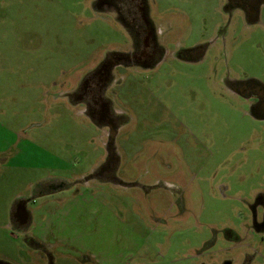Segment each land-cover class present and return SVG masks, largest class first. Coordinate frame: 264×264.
Listing matches in <instances>:
<instances>
[{
  "label": "rangeland",
  "instance_id": "obj_1",
  "mask_svg": "<svg viewBox=\"0 0 264 264\" xmlns=\"http://www.w3.org/2000/svg\"><path fill=\"white\" fill-rule=\"evenodd\" d=\"M145 6L164 50L114 68L119 156L93 177L110 128L69 93L131 52V30L101 0H0L1 262L46 261L31 236L57 264H264V232L245 227L264 196V118L233 88L264 84V3L258 21L226 0Z\"/></svg>",
  "mask_w": 264,
  "mask_h": 264
},
{
  "label": "flooded vegetation",
  "instance_id": "obj_2",
  "mask_svg": "<svg viewBox=\"0 0 264 264\" xmlns=\"http://www.w3.org/2000/svg\"><path fill=\"white\" fill-rule=\"evenodd\" d=\"M109 4L110 8L116 9V12L120 13V18L125 25L131 30L133 36L134 46L129 54H113L110 58H107L96 70L90 73L86 79L81 82L77 87L69 93L70 98L76 104L81 103L84 106L85 113L90 115L92 119L97 123L102 122L103 125H107L110 128V124L114 125V130L118 132L119 128V114L114 110L112 99L107 97V91L110 84L113 82V71L116 66L121 64H133L141 65L143 67L153 65L158 60L161 52L164 50L160 44L157 28L153 22L149 19L148 10L145 6V0H131V3L123 5L121 0H101V2ZM228 8H242L249 21H256L258 16V10L264 3V0H226ZM200 46L189 50L183 54V56L192 57V51L195 49L200 50ZM185 58V57H184ZM200 59L199 57H196ZM157 63V62H156ZM235 91L245 97L251 102V108L256 117L264 118V84L259 82H241L236 83ZM117 135V134H116ZM110 138V137H109ZM109 138L106 146L109 143ZM114 152L109 153L107 161L101 165L93 174V177L102 174V171L109 170L115 162V154H117V147L115 142L112 143ZM101 171V172H99ZM99 178V177H98ZM38 191V186H35L33 195ZM41 193L44 190H40ZM26 198L19 199L14 208L12 209V220L18 224V226L26 228L29 227L32 220V212L27 207ZM257 202L251 206L250 223L248 226L255 233L264 232V196L258 198ZM23 204L28 211L27 220L22 223L18 218ZM246 229V228H245ZM23 230V229H22ZM23 230V231H25ZM247 235V234H246ZM256 235V234H255ZM236 240L244 244L245 236H239L235 234ZM27 241L32 247H39L42 249L46 256V261L41 264H57L55 256L52 251H47V248L43 244L36 243L31 236H27ZM253 256L249 253L245 255V261L242 264H251ZM0 264H9L1 262ZM220 264H235L234 260L226 259Z\"/></svg>",
  "mask_w": 264,
  "mask_h": 264
},
{
  "label": "water",
  "instance_id": "obj_3",
  "mask_svg": "<svg viewBox=\"0 0 264 264\" xmlns=\"http://www.w3.org/2000/svg\"><path fill=\"white\" fill-rule=\"evenodd\" d=\"M113 127H114V125L110 124V133H109L110 134V138H109V143L107 145L108 152L110 154H112L115 151L114 147L112 146V143L115 142V137H116V134H117L116 130H114ZM18 218L21 219L22 223H24L27 220V218H28V211L26 210V207H25L24 204H23L20 212L18 213Z\"/></svg>",
  "mask_w": 264,
  "mask_h": 264
},
{
  "label": "crops",
  "instance_id": "obj_4",
  "mask_svg": "<svg viewBox=\"0 0 264 264\" xmlns=\"http://www.w3.org/2000/svg\"><path fill=\"white\" fill-rule=\"evenodd\" d=\"M260 12H261V8L258 10V16H257V20L256 21H258L260 19Z\"/></svg>",
  "mask_w": 264,
  "mask_h": 264
}]
</instances>
